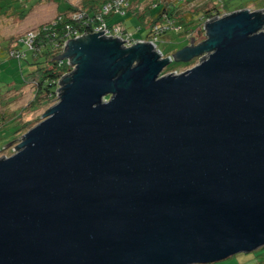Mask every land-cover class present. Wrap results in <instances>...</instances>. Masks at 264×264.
Listing matches in <instances>:
<instances>
[{
    "label": "water",
    "instance_id": "1",
    "mask_svg": "<svg viewBox=\"0 0 264 264\" xmlns=\"http://www.w3.org/2000/svg\"><path fill=\"white\" fill-rule=\"evenodd\" d=\"M204 30L166 57L105 31L66 41L74 72L0 158V264H207L264 247V10Z\"/></svg>",
    "mask_w": 264,
    "mask_h": 264
},
{
    "label": "rangeland",
    "instance_id": "2",
    "mask_svg": "<svg viewBox=\"0 0 264 264\" xmlns=\"http://www.w3.org/2000/svg\"><path fill=\"white\" fill-rule=\"evenodd\" d=\"M69 4L78 9L84 8V3L87 0H67ZM134 0H131L133 2ZM159 3H167L177 5V12L179 14L194 12L198 10L200 14L196 18L197 24L207 19L204 16L202 9H213L216 5L221 9L220 15L216 14V17H222L228 15L234 11L241 9H250L252 11L264 10V0H159ZM228 2L227 10L222 3ZM66 0H0V35L11 38V44L15 43L16 38L26 36L31 31L37 29L38 26L54 21L58 15V5L60 11L66 9ZM155 4L154 0H142L141 9L151 7ZM9 10L11 12L6 13ZM206 9V10H207ZM19 13H25L26 18H21ZM129 13V12H128ZM127 13V14H128ZM12 17L10 18V15ZM115 15L112 21L120 23L125 29L128 30L134 38L143 39L148 31L149 27L140 23L137 16L134 15ZM200 20V21H199ZM184 29V27H183ZM202 30L201 26L199 31ZM181 31V30H180ZM191 31V30H190ZM197 31H191L187 34L181 32H174L170 30L162 33L157 46L163 51L165 56L173 55L176 51L188 46L193 41V44H198L206 39V32L200 33ZM16 36V37H15ZM191 39H190V38ZM4 50L0 49V103L7 102L6 106L2 108L0 106V112L5 111L7 115L12 114L14 111H18L27 106L30 100L33 98V87L31 82L34 75L31 74V69L26 60H17L14 58H8L6 47L7 41H2ZM23 45L22 43L20 44ZM1 46V45H0ZM193 61V60H192ZM182 62L173 60L162 74L167 73H181L192 68L196 63ZM191 63V64H190ZM55 103H51L48 106L35 107L33 110L29 108L25 109L27 114L21 119L26 125L21 129V121L16 120L14 122H8L5 127L0 128V158L9 157L14 153V149L17 144L22 140L24 134L31 128L36 126L42 121V116L47 110ZM2 105V104H1ZM11 119V117L9 118ZM19 129H21L19 131ZM12 145L9 146L10 143ZM207 264H264V247L259 248L250 253H239L231 256L225 260L207 263Z\"/></svg>",
    "mask_w": 264,
    "mask_h": 264
},
{
    "label": "trees",
    "instance_id": "3",
    "mask_svg": "<svg viewBox=\"0 0 264 264\" xmlns=\"http://www.w3.org/2000/svg\"><path fill=\"white\" fill-rule=\"evenodd\" d=\"M108 1L110 0H87L84 3V8L78 9L69 4V2L66 0V9L60 11L59 8L58 15L54 21L42 24L37 27L40 29V34L34 40L33 47L31 49H29L24 43L20 41L22 38L16 41L18 46L21 43L23 44L22 48L11 47V42L8 44L6 50L9 51L10 58L17 60L24 59L30 66L31 74L34 75V78L31 82L34 93L33 98L30 100L27 106L23 107L22 109L14 111L10 115H7L5 111L0 112V128L5 127L9 121L14 122L16 120H20L22 129L26 125V123L22 122L21 120L23 116L27 114L25 109L29 108L30 110H33L35 107L48 106L51 105V103H55L57 101V83L69 70L67 62H61L60 59V56L64 50V43L70 38V36L74 35L75 31L82 33L92 32L94 25L99 24L97 16L102 12L103 5ZM128 1L129 6L126 8L127 12L125 14L114 13L105 16V20L109 25H121L120 23L112 21V18L115 15H126L129 12L128 14L137 16L141 24L149 27V31L144 38L149 36L155 25L165 24L167 19L174 21L176 27H180L178 33L183 32L187 34L192 30L199 31L200 26L202 30L199 32H205L203 29L204 24H202V21L200 20V23L197 24L198 26L193 27L197 21V16L200 14L198 10H194V12L189 11L181 15L177 12V5H171L170 3H159V0H154L155 4L153 6L146 7L144 10H142L140 7L142 0H134L133 2H131V0ZM222 6L230 11V9H228V2L222 3ZM262 8H264V6H262ZM7 9L8 10L5 11L6 13L9 12L10 8ZM206 9L207 8L202 9L205 12L204 16L210 20L218 18L216 17L215 13L219 15L221 13V9L216 5L211 10ZM18 15H20L21 18H26L25 13H19ZM79 15L82 17L78 18ZM12 51L13 54H11ZM196 61L197 58H195L191 63L193 64ZM6 104L7 102H3L0 103V106L4 108ZM10 117L11 119H9ZM21 129H19V131Z\"/></svg>",
    "mask_w": 264,
    "mask_h": 264
},
{
    "label": "built area",
    "instance_id": "4",
    "mask_svg": "<svg viewBox=\"0 0 264 264\" xmlns=\"http://www.w3.org/2000/svg\"><path fill=\"white\" fill-rule=\"evenodd\" d=\"M128 6H129L128 0H110L107 3H105L102 7V12L97 16V20L99 21V24L94 25L93 31L90 33H98L101 31H105V32H103V35H106V36L113 38V39H118L120 41H125V42H123L124 47H130V46L138 43L139 41L151 42V43L155 44L156 50L161 53L162 57H166L164 55L163 51L157 46V42L159 41L162 33L168 32L170 30H174V31L178 32L180 27H176V25L174 24V21L167 19V22L165 24L155 25L152 29V32L149 34V36L147 38H143V39L134 38V36L132 34H130L128 32V30H125V28L122 25H109L107 23V21L105 20V16L109 15V14H114V13L125 14L127 12L126 8H128ZM81 17L82 16L79 15L78 18H81ZM208 21H210V19H206L204 21V24ZM203 29H204V26H203ZM39 34H40V29L37 28V29L31 31L30 33H28L26 36H23L20 41L22 43H24L29 49H31L33 47L34 40L39 36ZM83 34L84 33H82V32L75 31L74 35L70 36L69 39L79 37ZM65 43H64V48H63L64 50H65ZM0 49H1V47H0ZM64 50H63V52H64ZM11 54H13V51ZM168 56H172V55H168ZM203 57L204 56L198 57L197 61L195 63L196 64L199 63L203 59ZM61 62H67L68 66H69V70L62 77V79H63L64 77H66V76H68L74 72L75 66L69 64L67 60L61 59ZM61 80L57 83V87H56V99L57 100H58L59 95H60L59 89H61V87H62Z\"/></svg>",
    "mask_w": 264,
    "mask_h": 264
},
{
    "label": "crops",
    "instance_id": "5",
    "mask_svg": "<svg viewBox=\"0 0 264 264\" xmlns=\"http://www.w3.org/2000/svg\"><path fill=\"white\" fill-rule=\"evenodd\" d=\"M40 1H43V0H39V2ZM44 1H46V0H44ZM60 7H59V5H58V9H59ZM9 12H11L10 10H9ZM8 12V13H9ZM12 17V14L10 15V18ZM16 37V36H15ZM22 38V37H21ZM11 38H8L7 36L6 37H4V36H1L0 35V42L2 43V41H7V44H9L10 42H11ZM17 40H20L19 38H16V40H15V43L14 44H12V46L11 47H23V46H21V45H17V43H16V41ZM12 43V42H11ZM1 45V48H2V51L4 50V48H3V46H2V44H0ZM7 53H8V58H10V56H9V51H7Z\"/></svg>",
    "mask_w": 264,
    "mask_h": 264
},
{
    "label": "flooded vegetation",
    "instance_id": "6",
    "mask_svg": "<svg viewBox=\"0 0 264 264\" xmlns=\"http://www.w3.org/2000/svg\"><path fill=\"white\" fill-rule=\"evenodd\" d=\"M191 64V63H190Z\"/></svg>",
    "mask_w": 264,
    "mask_h": 264
}]
</instances>
